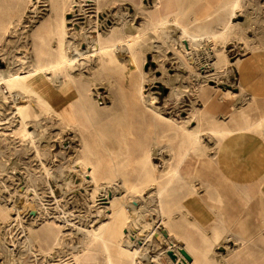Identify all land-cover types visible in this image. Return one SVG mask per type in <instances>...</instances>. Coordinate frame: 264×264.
I'll return each mask as SVG.
<instances>
[{
	"label": "rangeland",
	"instance_id": "1",
	"mask_svg": "<svg viewBox=\"0 0 264 264\" xmlns=\"http://www.w3.org/2000/svg\"><path fill=\"white\" fill-rule=\"evenodd\" d=\"M76 1L78 3L72 12L66 10L64 14L68 19L66 27L61 32L54 29V33L49 34V37L45 36L43 40H38L34 38L35 29L40 26L46 17L51 16V20H54L53 16L59 15L60 11L57 7H54L59 0H0V72L3 71L0 75L3 76L4 70L6 73L14 70L20 74L26 73L32 67L34 61L37 60L36 54L40 51L43 54L46 53L41 58L42 64L46 65L53 62L55 53L59 48L58 39H62L65 46H76L81 53V56L75 62V73L82 72V74L77 76L75 82L79 81L80 89L83 87L84 89L88 88L90 92L92 91V95L103 105L100 108H104L103 114L94 113L93 124L83 123L85 129L80 127L62 132L63 125L51 115H38L33 120L35 125L33 121L28 122L27 128L32 132L33 145L39 147L40 150V154L37 155L34 147L31 149L24 147L23 142L18 140L9 128V130L5 129L7 128L5 126L6 122L14 121L12 115L15 110L5 83L0 80V199L2 201L6 200L5 202L9 204L16 200L18 210L11 209V214L16 216L17 211L20 212L21 216V224L18 223L17 228H8L4 224L0 228V264H36L42 259L52 263V261H58L71 253H89L90 257L88 259L82 258L81 261H85L87 264H100L98 260L91 258V252L93 253V251L85 250L87 246H90L89 236L85 229H89L91 222L104 214L109 205H95L90 196L94 186L93 176L85 175V172L76 169L72 157L75 149L79 148L78 151H80L83 140H86L95 147L96 151L85 152L87 157L91 159L99 156L101 159L105 157L102 162L103 167L95 176L102 178V182H105L106 178L110 179L112 172L109 171V165L106 162L108 155L100 145H96V143L98 144V136L95 134L96 129L103 133L107 132L105 142L107 141V144L113 142L117 149L122 150L123 142H127L133 152H135L136 146L134 143L136 141L144 148L155 144L156 148L152 152L149 161L155 165L157 170L151 172L146 169L142 177L144 181H153L156 185L163 186L168 184L172 176L170 172H166V169L169 166L171 168L175 167L180 158L181 153L179 151H183L187 146L185 133L181 128L184 125H180V123L190 116L189 113H191L193 106L201 109V112H207L204 104L214 102L212 98H215L217 105L210 103V106L217 110V117H213L212 121H209L210 117L205 113L206 121L214 122V124L219 121L221 124L226 125L228 123L227 125L230 126L232 124L230 118L233 116L234 119L238 120L240 111L244 109L249 100L254 98L256 105L254 109H249L248 112L251 115L258 112H260L259 115H264V112H262L264 111V0H240V2L242 1L240 3L242 12L237 11L231 20L241 22L243 31L240 30L226 40L224 47L226 46L227 62L219 68L203 65L208 68L203 75L205 81L198 80V82L192 78L194 77V66L191 65L192 63L189 60L185 61V58L178 51L176 44L181 43V37L180 34L172 31L176 29L175 27L172 30L163 28L167 31L164 33L159 30L153 31L151 35L144 37L143 43L148 44L152 49L143 51L140 55L142 57L141 63H139L140 70L148 77L143 83V93L150 95L152 103L154 102L153 105L158 108L162 118L165 117L179 122L178 126L173 125L166 119L156 121L149 114L141 112L140 103L136 100L138 98L136 86L140 79L138 71L133 70L135 66L129 64L127 53L124 52L120 58L115 60L113 68L110 64H107V67L105 64L100 65L99 57L104 52L99 50L103 46L99 31L103 34L110 30L111 26H119L121 31H124L127 24L140 25L149 11L140 10L138 13L134 10V7L131 8L130 5L115 2V0H111L112 2L109 0ZM211 5L218 7L222 4L215 0L191 1L186 9L178 11L179 23L183 25L189 22L193 17L201 15L204 10L206 11L207 9L204 7H210ZM142 6L144 9L149 8L148 3H144ZM243 7L244 9H242ZM211 25L214 30L222 28L216 21H213ZM165 33L167 37L171 35L175 43L170 41L169 38H164ZM217 33L204 28L200 34L209 36V38H201L198 42L207 48L221 46L223 40H219ZM17 57L19 59L14 61ZM238 58L243 59L248 80L247 86L242 88L240 73L234 63ZM169 79H174L172 86L167 84ZM207 88L209 89L207 93L209 99L206 98L205 94L201 98L200 95ZM223 88L238 93V97L223 96ZM81 121L85 122L83 116H81ZM155 122H158V124ZM196 123V120L192 119L185 125V128H195ZM39 130L40 133H38ZM130 130H132V133ZM258 132L260 130L251 129V135L249 136L252 140L248 144H240L241 141H247L245 136L234 141V143L232 141L230 144L221 139L210 138L207 135L203 138L205 143L209 144L217 140L215 150H211L212 155L215 157L214 160L220 161L222 165L229 166L228 171L231 172H227V174L234 175L232 178L238 179V182L240 180L239 183L241 184L236 183L238 185H242V178L239 176L242 173L243 164L246 161L252 162L251 159L256 156L260 145L264 143V139L258 135ZM176 136L178 139H176ZM240 149H244V152L241 153ZM216 150L217 153H215ZM171 154H174L175 157L171 158L168 163L167 158L169 159ZM255 161L254 164H259V169L256 171L251 166V173L253 174V171L259 173V177L264 180V159ZM136 176L129 177L126 173L122 176L127 200H130L131 203H138L139 207L140 204H143L150 212L145 211V213L142 211L141 215H134V217L143 220L145 223L153 220V223L156 224L160 220L157 211V199L153 193L141 190V183L135 181ZM130 184L136 186L129 190ZM138 190L141 191L136 192ZM173 194L171 195V197L173 196L172 199L175 196L184 195L189 204L184 205L182 201L185 200L176 202V204L173 201L172 205H169L172 209L167 208L170 218L175 217V215L177 217L178 214L179 216H192V213H197L201 207L202 211L206 210L203 209L204 206L201 202L194 200L191 194H187L185 191H182V194L176 192ZM252 198V200L257 201L264 200V194H253ZM240 208L241 213H243L244 210L241 205ZM61 209L67 212V219L71 224H66L65 228L68 230V234L64 236L61 243L52 247L46 237L41 235L38 229L35 228L40 226L44 218H48L52 214H58ZM28 227L34 228L35 236L32 238L29 236ZM153 228L152 226L144 234L149 237ZM173 228L175 227L173 226ZM12 233L13 235H11ZM115 239L118 240L117 242L125 243V235L123 234H117ZM6 243L12 244L14 250H10ZM146 246V255H151V261L148 264H161L159 260L163 264H168L167 260L162 258L164 257L162 255L164 250L158 246V243L155 244V241L151 239ZM234 247H237L235 241H224L215 248V251L218 252L216 253L217 256L223 254L226 257ZM82 249L85 251H82ZM41 254H43V257ZM167 257L169 258V256ZM208 262L209 264H215L212 260ZM170 264H174V262ZM218 264L224 263L221 261Z\"/></svg>",
	"mask_w": 264,
	"mask_h": 264
},
{
	"label": "bare ground",
	"instance_id": "2",
	"mask_svg": "<svg viewBox=\"0 0 264 264\" xmlns=\"http://www.w3.org/2000/svg\"><path fill=\"white\" fill-rule=\"evenodd\" d=\"M241 2L240 0H235L234 9H239L241 7L240 5ZM77 3L78 2L76 0H59V2L56 5H54V7H57L58 10L60 11L59 15L57 14L58 17L57 15L53 16L55 18L54 20H51V16L46 17L42 21L40 26L35 29L34 38H37L38 40H43L45 36L49 37L48 36L49 34L54 33V29L56 31L59 30L61 32L63 28L66 27V23L68 20L64 16L66 10L68 12L70 11L72 12L73 8L77 5ZM242 9H244V7ZM175 18H177V16ZM143 25L138 26L133 24H127L124 31H121V28L119 26H111L110 30L106 31L103 34L102 32L99 31V34H101L99 37L102 38L101 40L103 41L102 42L103 46H101L99 50L104 52L103 55L99 57V59L101 66L102 64L103 65L105 64V66L107 64H110L111 67L113 68L116 59L120 58V56H122L124 52L128 54L129 64L135 66L133 70L138 71V77L140 79L139 83L136 86V90L138 93V98L136 100L138 103H140L141 112L144 114L146 113L149 114L152 118L156 119L157 121L159 119L161 120L166 118L165 117L162 118L158 108H156L153 105L154 102L152 103L151 101L152 99L150 95L143 93V83L145 82V80L148 79V77L141 72L139 67L140 65L139 63H141L140 60L142 58L140 55L143 53V51H148L149 49L150 50L152 49L148 44L143 43L144 37L151 35L145 32ZM174 27L176 29L172 30ZM163 28L170 29L173 32L180 34L181 43L179 45L178 44L176 45L177 48L179 49L178 50L179 53L185 58V61L189 60L192 63L191 65L194 66L193 67L194 77L192 76L191 77L197 81L198 80L205 81V76L203 75L206 73L208 68H206V66L203 65H208V67L210 66V67L219 68L225 62H227V55L225 50L226 46L224 47V44L226 43V40L229 37L242 30L243 26L241 22L240 23L229 22L227 25L224 26L221 32L217 33L219 36V40H223L221 46L218 47L212 46L210 48H207L206 46H203L201 43L198 42V40L201 38H205V39L209 38V36L200 34L204 30V28H201L200 30L198 29L199 31L195 33L193 32V30L192 31L187 30L188 28L186 29V26L180 24L179 21H177V19L175 20V19L167 18V19L158 20L152 32L158 30L163 33L167 32ZM170 30L168 31L170 32ZM123 33L126 34L124 35ZM163 37L169 38L170 41L174 42V39L171 37V35L167 37L165 33ZM34 44L36 46L35 41ZM58 44H59L58 45L59 48L57 53H55L56 55L53 62L46 65L42 64L41 58L46 53L43 54L40 51L39 53L36 54L37 60L34 61L32 67L29 68L26 71V73L20 74L16 70L10 72L8 71V73H6V71L4 70L6 74L2 73L3 76L0 75V80L4 81L5 86L8 90V94L12 98L13 109L15 110V111L13 110L14 114L12 115L14 121L10 123L6 122L5 126L7 128L5 129L9 128L10 132L14 136H16L18 140L23 142V146L26 148L31 149L34 147L32 132L28 130L27 123L35 120L38 117V115H51L55 117L58 120V122H60L63 125L62 132H68L70 131V129L72 130L80 127L85 129L83 123L88 122L93 124L94 113L101 115L103 114L102 111L104 112V108L103 109L100 108L101 106L103 107V105L92 95V91L90 92L88 88L84 89L83 87L82 89H80L81 85H78L79 81L75 82L77 76L82 74V72L75 73L76 70L75 62L77 61L79 56H81L80 50H78L76 46H72V47L65 46L62 39H58ZM17 59L19 58L18 57L15 58L14 61ZM234 63L237 66V68L240 69L241 71L245 70L242 59L238 58L234 61ZM184 64L187 65L186 62H184ZM205 68L206 70H204ZM167 84L172 86V84H174V79H169ZM223 90H224V95L226 96L231 95V97H233L234 95H239L238 93L229 91L228 89L225 88H223ZM248 105L253 107L255 105V100L252 99L250 103H248ZM201 111H202L201 109L193 106L190 111L191 113H189L190 116L180 123V125L181 124L184 125L180 127L183 129L185 133L187 146L183 151H179L181 154L179 155L180 158L176 162L177 164L175 165V167L171 168L169 166L168 169H166V172H170V174L172 175L171 180L168 181L167 185L158 186L153 181H146V180L144 181L142 177L146 169H148L151 172L157 170L155 165L150 163L149 161L150 157L152 156V152H154V149L156 148L155 144H151L150 146L148 147L146 146L144 148L143 146L141 147V144H139L136 141L134 143L136 146L134 150L135 152H133L129 144L127 142H123L122 143L123 148L121 150L115 148V144H113V142L110 144H107L106 143L107 141L105 142L104 139L107 136L106 134L107 132L103 133L100 130L94 129L95 134L98 136L97 139L98 144L96 143V145H100L102 150L107 153L108 158L106 162L109 165V169H110L109 171L112 172L110 179L106 178L105 182H102V178H98L95 176V174L103 167L102 162L104 161L105 157H103L104 159L103 158L101 159L100 156L94 159L87 157L86 156L87 153L85 152L87 151L96 152V151H95V147L92 146L90 143H88L86 140H83L82 149L80 151H78L79 148L75 147L76 149L74 155L72 154L73 155L72 157L76 169H80L81 172H85V175L93 176L94 186L92 192L90 193V196L92 197V201L95 203V205L98 204L101 206L107 204L109 205L105 213L97 217L95 220L93 221L91 220L92 222L90 228L85 229L89 236L90 246H87L86 249L85 248L84 249L93 251V253L91 252L92 259L96 261L98 260L100 264H138V261L141 262V260H144L145 264H148V262L151 261L150 260L151 255L150 254L146 255L147 246H148V245L146 246V244L148 241L152 239L155 241V244L158 243V246L162 247V249L164 250L162 254L164 257L162 258L167 260L168 264L173 263L174 259H172L167 253L168 251H172L173 246L171 244L170 237L174 234V228L170 220L168 209H170L169 205L170 204L172 205L173 201H175L176 204V202L179 201L181 202V200H185L184 195L175 196L172 199L173 196L171 197V195L174 192H176L177 194H182V191H185L187 194H191L194 200H196L197 202L198 201L201 202L204 207L209 208L211 210H213V208L218 209L216 210L218 211V213L214 215L215 218L219 219L221 221V224L223 225L225 217L231 218V214L227 215L226 213L225 215L223 213L224 208L232 209V207H236L237 204L243 207L246 204V202L248 203V201L252 198L253 195L252 191L254 189H257V187L259 186H262V189H264V180H262V178L259 177V175L257 176L256 173L253 174L251 173L252 172L251 166L255 168L257 167V165H255L256 163L254 164L253 159H251L252 162L246 161L243 164L242 166L243 170L241 173L242 185H238L236 183H239L240 180L238 182L237 181L238 179L232 178L234 175L232 176L227 174V172H229L228 171L229 166L222 165L220 164V161L218 162L214 160L215 157L212 155L213 152L211 150H215V144L217 143V140L216 142L214 141L213 143L211 142V144H209V143H205L203 139L204 136L207 135L210 138H214V139L216 138L218 140L221 139L224 140V142L226 141L230 144L232 143V141L234 143V141L239 140L240 138L245 136L247 137V141H241L242 143L240 144H248L252 140V138L249 136L251 135V129H254L255 127L260 128L261 126H264V115L262 116L258 115V118L255 121L249 124L245 122L242 127H239V125L237 124L235 126L233 125L229 126L227 125L228 123L224 125L221 124L219 121L215 122V124L214 122L213 123L208 122L206 121L207 118H205V113L210 117L208 119L209 121H212L213 117L210 116L206 111L205 112H201ZM81 116L84 117L85 122L81 121ZM192 119L196 120L197 122L195 128L189 129L188 127L186 129L185 125L188 124L189 121H191ZM166 120L172 123L173 125H177V126L179 125V122L173 121L172 119L167 118ZM234 120L236 121V119ZM151 121L152 119L150 120V122ZM155 123L158 124V122ZM38 127L40 128L41 125ZM40 130L38 133L41 132ZM130 132L132 133V130H130ZM262 135H264V133H262ZM176 139H178V137ZM34 150L37 155L40 154L39 147L38 148L37 146L34 147ZM240 152L243 153L244 149H240ZM215 153H217V150L215 151ZM174 154H171L169 156V159L167 158L168 163L171 161V158L175 157L176 154L175 155ZM92 161L94 163H91ZM125 173L129 177H132L133 175H137L135 177V181L141 183L140 185L142 186L141 190H146L149 193H153L154 196L156 197L158 203L157 211L160 217L158 223L154 224L153 220L150 222L146 221L145 223L143 222V220L139 218L136 219L134 217V215H141L142 211L144 212L147 211L148 213L150 212V210L146 206H143V204L142 205L140 204L139 207L138 203L137 204L131 203L130 200L129 201L127 200L122 182V176H124ZM145 176L147 177V175ZM196 181H199L198 185L202 187V190H199L196 187L195 185ZM132 182L134 183V181ZM135 186H136L135 184H130L129 190L131 188H134ZM141 190H138L136 192H140ZM5 201H2L0 199V228L1 226H3V224L8 226V228L9 227L17 228V224L18 223L21 224L20 222L21 216L19 214L20 212L18 213L16 211V216H13L11 214V209L13 208H15V210L17 209V202L15 200L9 204L6 203ZM182 202L186 206L189 204L188 203L189 201L187 200ZM96 208L98 209V207ZM142 208L143 210H141ZM199 212L201 213V211ZM192 215L194 214L192 213ZM182 217L184 216H181V218ZM203 221L206 223L207 220L206 221L203 220ZM68 223L71 224L67 219V212L61 209V211L58 214H52L48 218H44L40 226H38V228L35 229H38V232L41 235L45 236L46 239L49 241L50 245L54 247L55 245L61 243V240H63L64 236L68 234L67 233L68 230H66L65 228L66 224ZM152 226L154 228L152 232H150L149 237H147L148 235L146 236L144 233L145 231L150 230ZM8 228H6V230H8ZM28 228H29V236L31 238L34 237L35 236L33 230L34 228L32 227H28ZM197 228H195V230ZM221 232H222V228L216 231L215 233L216 237ZM117 234L125 235V243L117 242L118 240L115 239ZM201 234L204 233H202L201 231L200 235ZM11 235H13V233ZM202 238L204 237L202 236ZM11 245L12 244H7L9 249L13 251L14 249ZM85 250L82 249V251ZM38 251H40V249H38ZM41 255L43 257V254ZM167 256H169V258ZM183 256L185 255L183 254ZM89 257H90L89 253L86 254L71 253L66 257L63 258L59 257L60 259L58 261L54 260L55 262L52 261V263H49L46 260L42 259V261L40 262L38 261L36 262V264H80L82 258L88 259ZM156 259L158 260V258ZM181 259H183V257H181ZM159 261L161 264H163L161 260ZM178 261L181 262L180 260ZM82 264L84 263L82 262Z\"/></svg>",
	"mask_w": 264,
	"mask_h": 264
},
{
	"label": "crops",
	"instance_id": "3",
	"mask_svg": "<svg viewBox=\"0 0 264 264\" xmlns=\"http://www.w3.org/2000/svg\"><path fill=\"white\" fill-rule=\"evenodd\" d=\"M191 1H195V0H115V2H119L125 5H130L131 8L134 7V10H136L138 13L140 12V10H145L147 12L149 11L147 13L148 15L147 14L145 15L142 24H140V25L144 24L143 27L145 29V32L149 34L152 33V30L154 29L158 20L171 18L175 20L177 19L178 21V18H175L176 16L178 17L177 14L178 11L182 9H186ZM207 1H213V0H207ZM215 1L220 2L222 5L218 7L212 5L210 7L209 6L204 7L205 9H207L206 11L204 10V12L201 15L193 17V19H190L189 22L183 25L186 26L190 31L193 30V32L197 33L201 28H207L213 32H221L224 26L227 25L229 22L239 23L231 20V18L236 14L237 11L242 12L240 8L234 9L235 0H215ZM144 3H148L149 8L144 9V7H141L142 4L144 5ZM213 21H216L219 25L222 26V28L220 30H214L211 25ZM238 71L241 76L240 77L241 88L247 86L248 80H247L246 71L245 70L241 71L240 69H238ZM208 92L209 89L207 88V90L200 95L201 98L205 94L206 98L209 99V96L207 95ZM222 95L228 97V95L227 96L224 95L223 92ZM233 97H238V95H234ZM212 99H214V102H209L207 103V105L204 104V107H206L207 112L209 113L210 116L217 117L216 115L217 110L213 109L210 106L211 105L210 103L212 104L215 103V105H217L216 104L217 100L215 98ZM251 100H249L246 106L244 107V109L240 111V115L238 118L239 120L235 121L233 119V116L230 118L232 121L231 125L235 126L237 124L239 125V127H242L245 122L249 124L258 118L259 115L258 113L260 112L253 113V115H251L248 112L249 109H254L256 105L255 99H254L255 105L253 107L248 105V103H250ZM253 130H260V132H258V135L262 139H264V135H262V133H264V126H261L260 128L255 127ZM261 153H264V143L260 145L259 149L256 152V156L253 158V160L258 161L260 159H264V154ZM258 165L259 164H257L256 168L254 167L256 171H258L257 169H259ZM254 173H256L257 176L259 175V173L255 171ZM239 177H241V175ZM198 184L199 181H196L195 182L196 187L198 189L201 188L200 190H202V187L199 186ZM257 189H254L252 191L254 195L264 194V189H262V186L257 187ZM252 199L253 198H251L249 200L250 202L249 201L248 203L246 202V204L243 206V210H244L243 213H241V208L239 204H237L236 207H232V209L224 208L223 213L225 215L226 213L227 215L231 214V218L225 217L223 225L221 224V221L219 219L215 218V215L218 213V211H216L218 209L216 208H213V210H211L209 208L204 207V209H206L205 211L203 210L204 212L202 211V208H200V210H198V213L196 212L193 213L194 215H192V217L187 215H180V216L178 215L176 217L175 215V217L170 218L172 225L175 227L174 234L170 237L171 244L173 246L172 252L175 255L174 264H209L208 261L210 260H213L215 264H218L221 261L224 264H264V200L257 201ZM199 211H201V213ZM199 214L202 216V218ZM181 216L184 217L181 218ZM203 220L205 221L207 220L206 221L207 224ZM195 228L197 229L195 230ZM220 228H222V232L220 233L221 235L219 234L220 236L218 235L216 237L215 233ZM201 231L202 233L205 234V235L201 234L204 238H202V236L200 235ZM224 241L227 242L235 241L237 247L236 248L234 247L233 250L230 253H228L226 257L223 254H219V256H217L218 254L216 253L218 252L215 251V248L221 242ZM183 254L185 256H183ZM181 257H183V259H181ZM178 260H180L182 263L179 262ZM82 262L83 261H80V264H82ZM83 263L87 264V262L85 261Z\"/></svg>",
	"mask_w": 264,
	"mask_h": 264
},
{
	"label": "water",
	"instance_id": "4",
	"mask_svg": "<svg viewBox=\"0 0 264 264\" xmlns=\"http://www.w3.org/2000/svg\"><path fill=\"white\" fill-rule=\"evenodd\" d=\"M167 253L172 259H174L175 255L172 253V251H168Z\"/></svg>",
	"mask_w": 264,
	"mask_h": 264
},
{
	"label": "built area",
	"instance_id": "5",
	"mask_svg": "<svg viewBox=\"0 0 264 264\" xmlns=\"http://www.w3.org/2000/svg\"><path fill=\"white\" fill-rule=\"evenodd\" d=\"M138 264H145L144 260H141V262L138 261Z\"/></svg>",
	"mask_w": 264,
	"mask_h": 264
}]
</instances>
